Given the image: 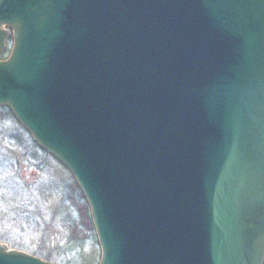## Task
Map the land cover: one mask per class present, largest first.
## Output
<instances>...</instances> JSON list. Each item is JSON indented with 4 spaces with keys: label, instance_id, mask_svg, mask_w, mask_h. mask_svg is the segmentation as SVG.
I'll use <instances>...</instances> for the list:
<instances>
[{
    "label": "water",
    "instance_id": "95a60500",
    "mask_svg": "<svg viewBox=\"0 0 264 264\" xmlns=\"http://www.w3.org/2000/svg\"><path fill=\"white\" fill-rule=\"evenodd\" d=\"M0 106L73 175L98 264H264V0H0Z\"/></svg>",
    "mask_w": 264,
    "mask_h": 264
},
{
    "label": "rangeland",
    "instance_id": "374dc122",
    "mask_svg": "<svg viewBox=\"0 0 264 264\" xmlns=\"http://www.w3.org/2000/svg\"><path fill=\"white\" fill-rule=\"evenodd\" d=\"M5 108L0 106V241L55 264L98 263L100 247L76 180ZM75 227L80 236L72 239Z\"/></svg>",
    "mask_w": 264,
    "mask_h": 264
},
{
    "label": "trees",
    "instance_id": "16d2710c",
    "mask_svg": "<svg viewBox=\"0 0 264 264\" xmlns=\"http://www.w3.org/2000/svg\"><path fill=\"white\" fill-rule=\"evenodd\" d=\"M12 41V37L10 36L9 38H8V43L9 42H11ZM6 110H8V112L9 113H11L12 114V112H11V110L9 109V108H5ZM13 115V114H12ZM78 186V185H77ZM79 187V186H78ZM77 187V188H78ZM80 189V188H79ZM81 191V190H80ZM81 194L83 195V193L81 192ZM83 208L85 209V210H87L88 211V209L86 208V207H88V204H87V201H86V199L84 198V196H83ZM89 214V213H88ZM88 214H87V223H88V227H89V230H91V231H95L94 230V227H93V224H92V220H91V218H90V215L88 216ZM76 230H78L77 229V227H75V230L73 231V236H72V239H74V238H78L79 236H80V234H79V232H76ZM85 230V229H84ZM76 232V233H75ZM82 234V233H81ZM87 235V234H86ZM86 264H97V262H94V261H89V262H87Z\"/></svg>",
    "mask_w": 264,
    "mask_h": 264
},
{
    "label": "bare ground",
    "instance_id": "6f19581e",
    "mask_svg": "<svg viewBox=\"0 0 264 264\" xmlns=\"http://www.w3.org/2000/svg\"><path fill=\"white\" fill-rule=\"evenodd\" d=\"M78 185V184H77ZM79 186V185H78ZM78 188H80V187H78ZM81 190V189H80ZM82 192V191H81ZM87 201V200H86ZM88 204V203H87ZM88 207H89V205H88ZM89 210H90V208H89ZM91 216V215H90ZM93 224V223H92ZM99 262V261H98ZM98 264V263H97Z\"/></svg>",
    "mask_w": 264,
    "mask_h": 264
},
{
    "label": "flooded vegetation",
    "instance_id": "af4514ba",
    "mask_svg": "<svg viewBox=\"0 0 264 264\" xmlns=\"http://www.w3.org/2000/svg\"><path fill=\"white\" fill-rule=\"evenodd\" d=\"M9 47H10V45H9V43H8V50H9Z\"/></svg>",
    "mask_w": 264,
    "mask_h": 264
}]
</instances>
